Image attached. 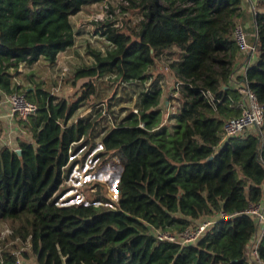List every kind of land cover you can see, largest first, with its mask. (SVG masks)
<instances>
[{"label": "trees", "instance_id": "16d2710c", "mask_svg": "<svg viewBox=\"0 0 264 264\" xmlns=\"http://www.w3.org/2000/svg\"><path fill=\"white\" fill-rule=\"evenodd\" d=\"M100 1L0 0V89L24 93L37 105L17 118L24 130L20 153L0 147V225L11 229L6 239L28 241L30 251L23 253L36 254L39 264H253L249 242L256 225L245 213L220 217L193 245L158 239L155 232H178L262 197L264 9L253 16L259 56L244 73L263 122L223 138L224 121L239 114L242 101L230 82L239 55L233 28L244 0H129L140 18L131 26L106 21L98 28L108 47L87 48L92 63L73 71L75 81L85 79L75 98L39 82L29 88L13 81L11 69L19 63H52L73 46L70 17ZM171 49L176 58L164 54ZM160 56H167L180 105L171 123L163 120L162 88L151 80ZM105 75L129 87L132 107L120 115L111 109L114 96L92 100L99 106L74 120L96 95L95 79ZM97 140L96 162L117 156L121 165L116 200L98 180L88 202L60 204L72 187L66 179L73 164ZM11 249L0 251V264H15ZM258 254L264 261V235Z\"/></svg>", "mask_w": 264, "mask_h": 264}, {"label": "rangeland", "instance_id": "374dc122", "mask_svg": "<svg viewBox=\"0 0 264 264\" xmlns=\"http://www.w3.org/2000/svg\"><path fill=\"white\" fill-rule=\"evenodd\" d=\"M140 16V10L133 6L129 0H103L84 6L80 11L70 17L75 34L74 45L62 51L58 55L56 63L53 65H48L44 61L39 60L32 64L31 67H27L29 65L22 67V71L19 72L18 77L21 85L25 86L27 84L29 85V83L33 85L35 82H39L41 86L57 96L68 99L75 98L77 92L80 90L81 83L85 79L81 78L75 81L73 79V71L81 64L92 63V57L87 52V48L93 47L105 50L108 47L106 39L101 35L100 31H98V28L106 21L114 22V24L119 27L125 25L131 26L138 21ZM173 50L174 49H171L170 52L165 51L164 54L167 53L165 55H168L169 59L176 58L177 53ZM161 59L163 60H159L156 68L152 70L153 75L151 76V80L160 81V83L163 84L166 82V84H168L171 81L167 69L164 67L167 66V56ZM63 67L66 71H63ZM29 70H32L31 72L34 74L32 82L28 78ZM112 77V75H105L95 79L97 88L96 95L93 96L88 103L83 104L78 112H88L89 109L98 107L99 104L93 105L91 103L92 100H107L111 96H114L110 99L111 109H113L115 113L122 115V110L125 108L127 110V108L132 107L134 98L130 100L131 92L129 87L119 85V83L112 80ZM168 99L169 103H167ZM168 99L166 101L165 98H162L160 103L163 119H165L164 121L166 123H168L169 116L172 114L171 110L174 103L173 99H170V97ZM99 148V145H97L91 152L84 156L81 162L79 161L77 165L76 163L73 164L69 178L66 179V183L72 187H69L63 195L60 196V204L88 202L87 194L94 189V182L98 180L104 185L103 189H105L110 200H116L117 195L115 187L121 165L117 156L108 159L104 163L100 161L96 162L93 154ZM78 151L77 156H80L82 152L80 153V150ZM67 195L72 197L67 200L63 199V196ZM94 203L98 204V202ZM4 227H7V225H0V230ZM8 240H12V243L9 242L6 244L9 245V248H16L23 245L20 240L9 237V239L5 238L4 242L0 244V248ZM25 249L30 251L29 246L27 248L25 247Z\"/></svg>", "mask_w": 264, "mask_h": 264}, {"label": "built area", "instance_id": "2783aa9c", "mask_svg": "<svg viewBox=\"0 0 264 264\" xmlns=\"http://www.w3.org/2000/svg\"><path fill=\"white\" fill-rule=\"evenodd\" d=\"M233 37L239 49L250 51L253 48L251 43H249V41L247 40V33L245 31L244 25L240 21H236L234 25ZM62 69L63 71H66L64 67ZM238 87V90L239 92H241L243 97V108L238 115L229 117L224 121L223 138L239 134L246 129H256L263 122L261 105L256 99L255 94L249 89L247 82L245 80L239 82ZM5 101L8 105L9 113L12 116L21 119H24L28 115L34 113L37 108L36 103L28 100L25 97L24 93L12 92L6 94ZM134 110H136V108H134ZM73 156L74 154H71L70 158H72ZM77 163L78 162H76V165ZM240 213H245L252 216L256 225L254 235L249 242V261L253 264H264V261L259 257L258 254V245L262 236L264 235V188L262 191L261 199L258 202L250 203L242 211L233 212L230 214L222 212L219 216L216 217H204L196 223H193L189 227L178 232L159 230L155 232L156 237L161 240L176 242L180 245H193L201 238L204 232L208 230V228L220 217L230 218ZM10 232L11 229L8 226L0 230V244L4 242L5 238H7L6 236ZM9 242L12 243V240L6 241V243L0 248V251L5 247H9V245H6ZM21 242L23 243L22 246L11 249V252L15 256V264H31L32 259H36V254L29 252V255H25L23 252H27V249H25V247L27 248L29 246V243L28 241Z\"/></svg>", "mask_w": 264, "mask_h": 264}, {"label": "crops", "instance_id": "0c3cea01", "mask_svg": "<svg viewBox=\"0 0 264 264\" xmlns=\"http://www.w3.org/2000/svg\"><path fill=\"white\" fill-rule=\"evenodd\" d=\"M257 9H259V10L264 9V3L262 0H244L242 3V12L243 13L237 19L238 21H240L244 25L245 31L247 33V40L249 41V43H251L253 48L250 51H244V50L239 49V55L236 59V62L234 64L233 71L231 74L230 84H231V86H233V88H239L238 87L239 82L244 81L245 69L248 66L253 65L257 61L258 56H259V50L257 47L258 42H257L255 21H254V17H253L254 13L256 12ZM74 36H75V34H74ZM64 50H66V49H64ZM64 50H62V51H64ZM62 51H60L57 54L55 61L52 63L46 61L43 58H39L35 62L42 60L48 65H53L56 63L58 55ZM165 54H167V53H165ZM164 57L160 56V58L157 59V64L159 63V60H163L161 58H164ZM35 62H33L32 64H34ZM32 64H30L27 67H31ZM25 65L26 64H24V63H19V65L16 68L11 69V71L14 74V76H13L14 82L21 84L19 81V78H18L19 72L22 71V67H24ZM164 67L167 69V73H168V76H169V79L171 82L168 84H166V82H165L163 84V83H160V81H159V84L162 88L161 100H162V98H165L167 101V99L169 97H170V99H173L174 103H173L171 113L172 114H178L180 112V105L174 96V95H176V91L172 90V88L175 84L174 83V76H173L172 70L170 68H168L166 66H164ZM29 71L30 72H29L28 78L32 82L33 81L32 79H34V74H33V72H31L32 70H29ZM33 85L29 83V85L27 84L25 86H28L29 88H31ZM6 94L7 93H5L3 90L0 89V147L1 146H10L14 149H17V140L21 138V135L24 133V130H23V127L18 123V119H17L18 117H14L9 113L8 105L5 101V95ZM167 103H169V99H168ZM242 108H243V104L241 101L240 112H241ZM90 110L91 109H89L88 112ZM78 111H77L76 115L74 116V120L79 118V117H82L88 113V112L80 113ZM163 120H165V119H163ZM171 121L172 120L169 119L168 123H171ZM97 145H99V147L101 148V144H100V142H98V140L96 142V146ZM77 152H79V151H77ZM77 152L75 154H77ZM263 188H264V184H263ZM31 264H39V263L35 258H33Z\"/></svg>", "mask_w": 264, "mask_h": 264}, {"label": "water", "instance_id": "95a60500", "mask_svg": "<svg viewBox=\"0 0 264 264\" xmlns=\"http://www.w3.org/2000/svg\"><path fill=\"white\" fill-rule=\"evenodd\" d=\"M16 151H17L18 153H20V149H19V148H17ZM118 178H119V175H118Z\"/></svg>", "mask_w": 264, "mask_h": 264}]
</instances>
